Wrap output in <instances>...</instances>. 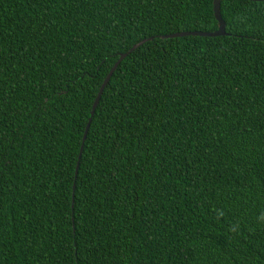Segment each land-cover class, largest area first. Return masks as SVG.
Instances as JSON below:
<instances>
[{
    "label": "trees",
    "instance_id": "trees-1",
    "mask_svg": "<svg viewBox=\"0 0 264 264\" xmlns=\"http://www.w3.org/2000/svg\"><path fill=\"white\" fill-rule=\"evenodd\" d=\"M212 7L0 0V264H264V1L163 38Z\"/></svg>",
    "mask_w": 264,
    "mask_h": 264
},
{
    "label": "water",
    "instance_id": "water-1",
    "mask_svg": "<svg viewBox=\"0 0 264 264\" xmlns=\"http://www.w3.org/2000/svg\"><path fill=\"white\" fill-rule=\"evenodd\" d=\"M220 1L221 0H212V6H213V13H214V17L216 19V21L218 22V28L216 31L214 32H210V33H205V32H183V33H176V34H172V35H169V36H166V37H163L164 39L167 38V39H170V38H177V37H184V36H205V37H218V36H224L225 35V24L221 18V15H220ZM249 1H256V2H260V1H264V0H249ZM145 41H141L137 44H135L134 46L131 47V49L127 52V53H124V54H121L118 58V60L115 62V64L112 66V68L110 69V71L108 72L107 76L105 77V79L103 80L100 88H99V91L96 95V98L93 102V105H92V110H91V117L93 116V113H94V110L96 109V106L100 100V97H101V94L105 88V86L107 85L111 75L113 74V72L115 71V69L118 67V65L120 64V62L129 54L131 53L132 51H134L136 48H138L140 45H142ZM91 121V118H89L88 120V123L85 127V131H84V134H83V137H82V143H84V140L86 138V134H87V131H88V127H89V123ZM82 147L83 145L81 146L80 148V152H79V156H78V160L80 159V155H81V151H82ZM78 168V163H77V167H76V170Z\"/></svg>",
    "mask_w": 264,
    "mask_h": 264
},
{
    "label": "rangeland",
    "instance_id": "rangeland-1",
    "mask_svg": "<svg viewBox=\"0 0 264 264\" xmlns=\"http://www.w3.org/2000/svg\"><path fill=\"white\" fill-rule=\"evenodd\" d=\"M212 9H213V7H212ZM213 15H214V13H213ZM215 18V17H214ZM216 20V19H215ZM218 23V22H217Z\"/></svg>",
    "mask_w": 264,
    "mask_h": 264
}]
</instances>
